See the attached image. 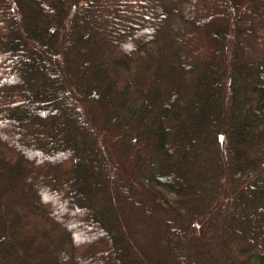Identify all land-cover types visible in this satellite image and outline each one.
Returning a JSON list of instances; mask_svg holds the SVG:
<instances>
[{
  "label": "trees",
  "instance_id": "16d2710c",
  "mask_svg": "<svg viewBox=\"0 0 264 264\" xmlns=\"http://www.w3.org/2000/svg\"><path fill=\"white\" fill-rule=\"evenodd\" d=\"M0 264H264V0H0Z\"/></svg>",
  "mask_w": 264,
  "mask_h": 264
}]
</instances>
